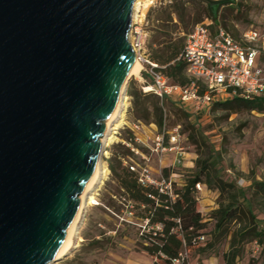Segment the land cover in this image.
<instances>
[{
	"label": "water",
	"instance_id": "water-1",
	"mask_svg": "<svg viewBox=\"0 0 264 264\" xmlns=\"http://www.w3.org/2000/svg\"><path fill=\"white\" fill-rule=\"evenodd\" d=\"M134 1L0 0V264L57 260L134 55Z\"/></svg>",
	"mask_w": 264,
	"mask_h": 264
},
{
	"label": "rangeland",
	"instance_id": "rangeland-1",
	"mask_svg": "<svg viewBox=\"0 0 264 264\" xmlns=\"http://www.w3.org/2000/svg\"><path fill=\"white\" fill-rule=\"evenodd\" d=\"M150 1L144 11L142 4L138 6V17L129 30L130 39L132 42L139 41L138 52L146 59H150L152 49L157 47L154 42L159 34L168 33L172 44L183 42L184 35L207 17L199 0H183L189 13L185 22H180L174 13L168 20L169 0ZM263 15L264 0H235L234 4L221 6L217 14L224 28L234 38L251 26L261 27ZM141 65L139 76L132 75L128 81L125 105L110 132L113 140L103 147L101 158L107 169L106 176L92 190V202L82 211L69 250L51 264L161 262L163 257L149 254L144 248L146 242L139 226L143 220V206L129 199L117 178L121 168L127 165L125 163L146 164L155 179H169L173 190L180 189L186 179L194 174L196 160L208 155L216 156L219 174L238 187L247 190L253 179L264 177V111L208 108L205 112L189 114L174 100L160 99L151 94L145 104L148 109L152 110L155 101L163 108L165 124L159 128L153 115L149 119L144 118L143 112L134 107L129 95L132 89L142 91V86L151 83V78L144 70L147 64L144 62ZM176 127L179 137L172 145L175 148L156 153V135L162 133L163 142L169 148V136ZM197 132L202 133L206 144ZM193 133L198 144L189 139ZM178 149H181L180 154ZM110 165L115 168L114 172ZM201 186L202 190L196 192V207L205 223L202 229L205 239L191 246L190 258L201 264H248L254 256L257 257L256 264H260L264 251L256 249L249 237L235 233L239 227L237 222L230 223L226 232L214 231L213 212L218 206V192ZM254 213L259 218L264 217V210L255 208ZM233 252L236 256L230 260Z\"/></svg>",
	"mask_w": 264,
	"mask_h": 264
},
{
	"label": "trees",
	"instance_id": "trees-1",
	"mask_svg": "<svg viewBox=\"0 0 264 264\" xmlns=\"http://www.w3.org/2000/svg\"><path fill=\"white\" fill-rule=\"evenodd\" d=\"M167 5V18L174 13L180 22L188 20L189 13L183 0H169ZM235 0H223L217 4H210L203 0H199L203 4V10L207 16L205 19L212 21L213 25L220 24L221 20L217 16L221 6L234 4ZM209 16V17H208ZM202 22V21H201ZM200 23V22H199ZM228 31V30H227ZM168 33L159 34L155 40L156 48L152 49L150 60L157 63L160 70L173 83L185 85L189 82V78L185 73V63L178 58L183 48V42L171 43ZM154 93L131 90L129 95L132 97L134 107L143 112L144 118L149 119L151 115L156 125L161 128L164 125L165 117L163 108L155 101L152 110L145 105L150 95ZM160 98V97H159ZM169 99L167 97H163ZM160 98V99H163ZM226 109L236 111L240 108L247 110L264 111V95L254 96L252 98H242L233 96L223 101L213 102L209 109ZM202 142L206 144L205 137L201 132H197ZM189 139L194 144H198L195 133L189 135ZM212 150V149H211ZM216 156L208 155L205 158L196 160V171L186 179V182L180 189H176L177 196L170 200L166 195L160 193L153 185L143 186L137 181L136 173L125 167L121 168V173L117 176L120 186L124 189L129 199L141 204L144 213L143 219L148 218L150 223H161V231H157L156 235L152 232L143 233L142 238L146 242L144 248L149 254L160 255L164 257L160 263L167 262L170 258L177 255L182 241L186 242L188 250L191 246L197 244L192 239L199 234H204L202 229L205 223L202 221L201 213L197 209V190L195 183L200 182L206 189H215L218 192V206L213 212L215 219L214 231L226 232L227 227L232 222L239 224L235 233H242L256 242L258 250L264 251V217L259 218L254 209L264 210V177L261 179H253L248 185L247 190L238 187L233 181H228L219 174L216 169ZM110 169L114 172L115 168L110 165ZM152 195L153 197H150ZM264 216V215H263ZM179 220V223L177 222ZM179 227V229H177ZM236 253L233 252L230 260H233ZM257 257H252L248 264H256ZM159 263V264H160Z\"/></svg>",
	"mask_w": 264,
	"mask_h": 264
},
{
	"label": "built area",
	"instance_id": "built-area-1",
	"mask_svg": "<svg viewBox=\"0 0 264 264\" xmlns=\"http://www.w3.org/2000/svg\"><path fill=\"white\" fill-rule=\"evenodd\" d=\"M139 44V41L134 42L137 57L141 63L147 64L144 70L151 78V83L141 87L142 92H152L160 98L167 97L174 100L189 114L205 112L213 102L233 96L248 99L264 95V61L262 60L264 15L261 27L251 26L242 31L238 38L229 34L222 25H213L209 19L197 23L185 34L183 48L178 57L184 61L185 73L189 78V82L185 85L171 82L157 63L140 55ZM170 134L169 148L163 142V134L156 135L154 149L156 153L175 148L172 145L178 141L177 127ZM177 151L181 153V149ZM125 164L129 170L136 173L137 181L141 185H153L170 200L177 196L171 181L164 177L155 179L146 164ZM195 189L202 190L200 182L195 183ZM128 206L132 207V205ZM129 214L132 212L129 211ZM177 222L179 223L178 219ZM139 226L141 235L144 232H152L151 234L156 235V232L162 229L161 223H150L148 218H144ZM204 239L205 235L199 234L192 239V242L197 243ZM255 243L254 247L258 249ZM160 256L164 257L162 253ZM160 264L201 263L190 258L186 242L183 240L177 255ZM260 264H264V257Z\"/></svg>",
	"mask_w": 264,
	"mask_h": 264
},
{
	"label": "bare ground",
	"instance_id": "bare-ground-1",
	"mask_svg": "<svg viewBox=\"0 0 264 264\" xmlns=\"http://www.w3.org/2000/svg\"><path fill=\"white\" fill-rule=\"evenodd\" d=\"M150 3H151L150 0H143V3L141 0H135L134 1L132 17H131L132 18L131 19V25H133L132 23L135 21L136 17H138L136 15V10H137L138 6L142 4L143 5V11H144L145 8H147V6ZM143 11H142L141 15H143ZM128 39L132 45L134 55L131 59L127 73H126V75L123 79L122 85L120 87L118 98H117L116 104L114 106V109H113L112 113L110 114L109 118L105 121V130H104V134L100 138V149H99V152L96 155L95 160H94L92 177H91V179H89L86 182L83 191L80 193V195L78 197L74 217L72 218L70 224L68 225V227L65 231L64 238H63L62 243L60 245V248L58 249L57 254H56L57 259L64 256L67 253V251L69 250L70 246L72 245L73 239L75 238V235H76L77 230H78V224H79V220H80L82 211L86 205H89L92 202V199H93V197L91 195L92 190L106 176L107 169L104 167L103 162H102V158H101V155L103 152V147L113 140V137L110 134V132L113 129V126H114L115 122L117 121L118 117L120 116L122 109L125 105L126 83L132 75L139 76L140 69L142 68L141 62L139 61V59L137 57V48L135 47L134 42H132V40L130 39V35H129ZM49 264H51V263H49Z\"/></svg>",
	"mask_w": 264,
	"mask_h": 264
}]
</instances>
